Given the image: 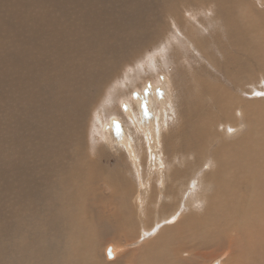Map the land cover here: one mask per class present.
<instances>
[{"label":"bare ground","instance_id":"bare-ground-1","mask_svg":"<svg viewBox=\"0 0 264 264\" xmlns=\"http://www.w3.org/2000/svg\"><path fill=\"white\" fill-rule=\"evenodd\" d=\"M254 1L0 0V69L10 72L0 75V264H199V251L212 244L235 254L239 246L262 250L264 100L242 95L264 82V0L258 9ZM187 48L202 53L187 61ZM147 54L160 57L152 66L171 71L174 87L190 86L187 112L173 99L164 116L186 150L172 168L162 159L165 145L143 136L147 101L130 111L127 135L113 124L118 148L100 140L106 125L99 131L95 123L111 104V83L132 67L141 77ZM198 75L207 80L199 84ZM86 172L111 187L83 183L85 217L77 225L64 204L75 196L72 180ZM107 200L112 210L103 215ZM129 215L151 216L145 228L157 240L137 249L128 229L138 222ZM119 234L121 246L108 240ZM258 252L251 264H264Z\"/></svg>","mask_w":264,"mask_h":264},{"label":"rangeland","instance_id":"rangeland-1","mask_svg":"<svg viewBox=\"0 0 264 264\" xmlns=\"http://www.w3.org/2000/svg\"><path fill=\"white\" fill-rule=\"evenodd\" d=\"M254 2H255L254 6L256 7V9H258V4H257L258 0H255ZM205 13H206L207 17H210L213 15L212 11H210V10H205ZM185 15L187 17H191V18L194 17L193 12H186ZM197 37L201 38V35L197 34ZM201 42H202V40H201ZM148 50H150V49H148ZM187 50H189V48H187L186 51ZM198 53H202V52L200 50H197V54ZM185 54H186L187 61L191 60L197 56V54L194 51H190V50H189V52H186ZM214 55L216 57H218V54L216 51L214 52ZM155 59H156V62L159 64L160 57L159 58L154 57L151 54L146 55V60L142 63L144 73L139 78H138V75L136 74L138 71L137 67H132V70H127L125 72L123 70L121 72L120 76L118 78H116L110 85V88H112L114 91V92H112L111 104H110V101L105 104L106 106H104V108L102 110V113L104 111L103 115L101 114L102 116L99 117L98 121H96L95 123L97 124L99 131H100L102 125H106L102 129V131L107 134V137L102 134L100 140H104L105 142L111 143L114 146V148L115 147L118 148L119 145L117 144L116 139L114 137H112V135H113L112 134L113 124H116L117 126L119 125V128L121 129L120 131L122 133H125V135H127L126 134L127 125H129V127L131 129L133 127L131 120L134 122V116L130 115V111L132 112L133 109L137 110V108H140V106L143 109H145L146 106L144 103H146V101H147L148 106H149V113L148 114L146 113V116L148 117L147 119L150 122V124H147V129L145 132H143V136H145V135L150 136V138L155 140L158 144L165 145L166 152L162 155V159H163V161H169L168 164H169L170 168H172L173 166H176L177 161L179 160L178 159L179 156H182V154H183L182 152H185L186 150H184L183 149L184 147L180 144V140H182L183 135L178 134V132H177L178 126H176L174 128L171 127L173 122L172 123H170V122L173 121V119L168 123V122H166L167 117L164 118V116H165V114L168 115V112H170L172 110V108L175 106L174 104H176V103L173 101V99H176L179 102L180 109H181L182 113L187 112L189 106L184 105L183 95L186 91H189L190 86L184 85L183 82H181V84L179 86L174 87L173 79H170V78H173L171 75V71H169V72L164 71L163 67L160 65L157 66L159 68V70L157 67H154V65L152 66L153 60H155ZM169 65H171V64H169ZM6 66L10 69H13L12 66H8V65H6ZM9 74H10V72L6 73L5 70L0 69V75H9ZM166 74H168L169 77ZM157 78H158V80H157ZM186 79H187V75H186ZM195 80L199 84H203L207 79H205L201 75H198V77L195 76ZM244 87H245V89H252L253 85L249 84V85H246ZM255 87H257L256 88V91H257L256 94L253 92H251V93L245 92L244 94H242L243 97L247 98V100H250V98L253 100H258V99L261 101L264 100V82L256 84ZM136 94H138L139 97L141 96L139 98V100L141 99L140 100L141 103H139L138 100L135 98L137 96ZM142 95H146L148 97V99L146 100L145 97H142ZM155 97L157 98L156 100H154ZM241 104L233 105L232 109L236 110V109L240 108ZM262 106H264V103L262 104ZM174 112H176V110ZM159 113L161 114V116H159ZM221 115H222V112H221ZM243 118H244V116H243ZM111 120L115 121V123H113V122L110 123ZM88 123H89L88 130H90L89 129L90 124H91L90 120ZM193 125H194V123H193ZM193 125L191 127H188L185 125L183 128L186 130H189V129H192ZM182 126H183V124H181V127ZM181 127H179V128H181ZM209 129H210L211 134H215L216 129L213 126H210ZM220 133H221V131H220ZM234 136L235 135H233L229 138L233 139ZM71 137H73V136L71 135L69 138H71ZM69 138H67V139H69ZM230 139H228V141ZM139 140L143 144L142 149L143 150L148 149V148L144 147V143H146L148 141V139L142 140V138H141ZM219 143L220 142L216 143L211 148V153L214 149H216L218 147ZM122 145L123 144L120 143L121 149H123ZM155 146H156L155 149L160 147L158 145H155ZM129 148L132 149L131 146ZM147 154L151 155V154H153V152L150 149H148ZM117 155L118 154H115L116 158L118 157ZM115 157H114V155H112L113 159H116ZM183 158H185V155H183ZM110 160H112V159H110ZM106 162H107V159H104L103 163L106 164ZM107 163H108L107 165L110 166L109 164H111V161H108ZM113 163L115 164V162H113ZM115 169H119L121 171L124 170L122 167V164L117 165ZM174 172L178 173L177 168L175 169ZM138 173L140 174L141 172H137L136 175H138ZM85 182H88L89 187H91L93 190L97 189L98 191L100 190L99 187H103V186L108 187V188L111 187L110 183H108L106 180H103L102 178L96 177V176L92 175V173H90V172H86L85 174H78V176L72 180L70 190L73 192V194L75 196H73L72 198H70L69 200L66 201V203L64 204V212L69 218L73 219L77 223V225L84 223V217H85V215H84V201L86 199V194L83 192V183H85ZM189 184H191L190 181H189ZM140 191H142V187H140ZM160 197H161V199H164L163 194H160ZM140 198L146 199L147 201L150 202V198H148V197L140 196ZM121 202L122 201H120V200L117 201V203H118L117 207H119V205H121ZM177 202H178V205H183V206L192 205V203L190 201H187L188 203H183L180 200H177ZM104 205L106 206V208H104V207L101 208L102 213H103V215H107L112 210V206H109L108 200L105 202ZM2 206L4 208L12 207L11 203L8 201L3 202ZM140 206H144V203L142 205L140 204ZM139 209L141 210L142 208L139 207ZM75 211H79L81 213L79 218L75 217V215H74ZM131 218H132V220L135 219L138 222V224L136 226H132V227H134V230L130 229V228H129L130 230L128 229L129 236L134 234L133 235L134 239H136L138 237L136 239V241L138 242V244L136 246L137 249H140L141 247H143L146 244L149 245V244L153 243L155 240H157L156 237L158 236V234H155L153 236H150L148 234L147 227L150 228L152 226L151 222H153L151 219V216H149L147 219L143 218L142 221L146 220L143 222L141 220H139L135 215H131V216L129 215V218H128L129 222H130ZM173 225H176V223ZM145 226H147V227L145 228ZM242 226H243V223H242ZM135 227L137 229H135ZM202 230H204V228H202ZM181 236L182 235H178V238ZM119 237L121 238L120 234L116 235L115 237H110V239H108V240L110 242H114L115 240H118V243H116V244L121 246L120 243L122 241H120ZM232 237L233 236H230L228 239H230ZM228 239H226L224 242H227ZM115 242H117V241H115ZM212 245H209V247L207 246L208 248L205 246L204 249H201L199 251L202 254V259L199 261L200 262L199 264H211L214 261H218V260H220L221 264H251L250 258H251V256L253 258V256H254L253 253L256 251L257 252L260 251L258 253H260L259 256H260V259L262 261H260V259L257 258L256 256L255 257L257 259H259V261L261 263H264V260H263L264 258L262 257V256H264V247H260V248H262V250L259 249V246L254 247L255 249L252 247L250 250L252 253L250 251L247 253V251L241 249L239 246L236 248V250L237 249L238 250L236 251V254H235V252H232V250L230 249V246H226L223 249L222 248L217 249L215 244L213 246ZM100 247H104V246L100 245ZM208 252H210V253H208ZM239 252L240 253L244 252V254H240ZM233 253H234V255H233ZM107 259L113 260V257L110 259L107 257Z\"/></svg>","mask_w":264,"mask_h":264},{"label":"water","instance_id":"water-1","mask_svg":"<svg viewBox=\"0 0 264 264\" xmlns=\"http://www.w3.org/2000/svg\"><path fill=\"white\" fill-rule=\"evenodd\" d=\"M107 257L110 259L112 256H111V253H110V250H107Z\"/></svg>","mask_w":264,"mask_h":264}]
</instances>
